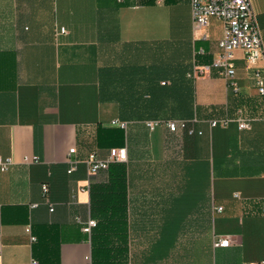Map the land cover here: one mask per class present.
I'll return each mask as SVG.
<instances>
[{
  "label": "crops",
  "instance_id": "crops-1",
  "mask_svg": "<svg viewBox=\"0 0 264 264\" xmlns=\"http://www.w3.org/2000/svg\"><path fill=\"white\" fill-rule=\"evenodd\" d=\"M251 1L264 43V0ZM213 21L195 37L190 0H0V157L13 160L0 170L1 264H84L83 228L110 181L86 160L123 147L122 264L264 259V96L241 50L237 93L215 73L187 78L197 54H218ZM177 45L190 56L184 77ZM162 46L176 56L163 68ZM154 120H187L194 134L151 130Z\"/></svg>",
  "mask_w": 264,
  "mask_h": 264
},
{
  "label": "built area",
  "instance_id": "built-area-1",
  "mask_svg": "<svg viewBox=\"0 0 264 264\" xmlns=\"http://www.w3.org/2000/svg\"><path fill=\"white\" fill-rule=\"evenodd\" d=\"M122 2V0H118ZM191 13L193 21V32L197 38H206L204 33L210 26L212 20H217L222 24V37L218 41V54L208 64H199L196 61L193 63L192 69L187 73V78L196 80L198 78L217 74L227 80L229 87L234 91H239V86L236 81V66H235V52L241 50L244 55L248 68L253 75L255 86L259 95L264 96V67H260V63H264V43L259 28L256 15L252 6L251 0H190ZM65 33V29L60 30ZM205 34V35H204ZM200 53H204L201 50ZM162 84H165L163 82ZM218 121H212V127L218 125ZM222 123H227V120ZM113 125H118L122 129H126L127 125L124 122L114 121ZM164 125L169 132L177 133L187 131L189 134H194V129L189 126L187 120H154L148 121L147 127L151 130L158 126ZM240 129L250 128V124L245 119L239 120ZM75 149H71L70 153H74ZM128 160L127 148H118L112 150L107 158H100L96 153L89 154L86 162L91 175H96L101 171L109 169L112 163H126ZM26 163L39 162L38 157L32 159L25 158ZM13 165L11 158L0 157V170L6 172ZM75 169L72 165L69 169L71 173ZM42 190L44 195L48 192V185L43 184ZM219 211L222 208L218 209ZM262 213L264 215V204L262 206ZM96 227L95 220H89L83 231L91 236L92 230ZM26 232L30 233L31 228L28 227ZM35 241V238H31ZM231 243L229 236H216L214 246L228 247ZM2 253L0 251V264ZM32 264H38L33 261ZM84 264H93L91 254L85 257ZM250 264H264V259L260 262Z\"/></svg>",
  "mask_w": 264,
  "mask_h": 264
},
{
  "label": "trees",
  "instance_id": "trees-1",
  "mask_svg": "<svg viewBox=\"0 0 264 264\" xmlns=\"http://www.w3.org/2000/svg\"><path fill=\"white\" fill-rule=\"evenodd\" d=\"M195 61L206 64L211 62L210 58L202 62L198 54ZM179 62L175 64L176 73L184 77L188 66L184 62ZM160 65L163 68L166 62L162 59ZM188 113V110L178 111V114ZM108 171L109 184L101 187L98 202H92V212L96 221V227L91 232L93 264H122L126 262V255L121 247V231L125 225L123 220L128 214L125 163H112Z\"/></svg>",
  "mask_w": 264,
  "mask_h": 264
},
{
  "label": "rangeland",
  "instance_id": "rangeland-1",
  "mask_svg": "<svg viewBox=\"0 0 264 264\" xmlns=\"http://www.w3.org/2000/svg\"><path fill=\"white\" fill-rule=\"evenodd\" d=\"M210 30H211L210 33H211L212 36H214L215 34L216 35L220 34V32H222L221 23L220 22H217V21H213V27ZM161 48H162L161 59L162 58L163 59H166L168 62H169V60H171V63H172L174 61V59H173L174 57L172 55L175 56V54L172 52V51H174L173 48H169L168 49V48H165L164 46H162ZM175 51H177V59H178L177 62H179V61L182 62V61L185 60V64H187V62L190 60V56L188 54L187 48L185 46H178L177 45V47H175ZM147 63H146V60H145V64H147ZM155 66H156V64H155ZM174 67L176 68V65ZM161 73L163 75L164 74V71H161Z\"/></svg>",
  "mask_w": 264,
  "mask_h": 264
}]
</instances>
